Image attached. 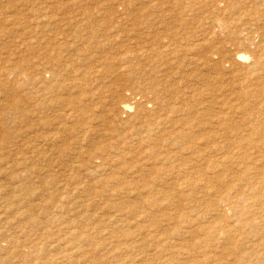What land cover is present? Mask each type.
Instances as JSON below:
<instances>
[{
    "label": "rangeland",
    "instance_id": "374dc122",
    "mask_svg": "<svg viewBox=\"0 0 264 264\" xmlns=\"http://www.w3.org/2000/svg\"><path fill=\"white\" fill-rule=\"evenodd\" d=\"M52 263L264 264V0H0V264Z\"/></svg>",
    "mask_w": 264,
    "mask_h": 264
},
{
    "label": "bare ground",
    "instance_id": "6f19581e",
    "mask_svg": "<svg viewBox=\"0 0 264 264\" xmlns=\"http://www.w3.org/2000/svg\"><path fill=\"white\" fill-rule=\"evenodd\" d=\"M133 6V5H132ZM240 54V53H239ZM240 57H246L245 55H243V54H240L239 55ZM137 89V88H136ZM125 112V111H124ZM173 152V151H172ZM206 159V158H205ZM228 197V196H227ZM248 227V226H247ZM204 239V238H203ZM248 247V246H247ZM53 264V263H52Z\"/></svg>",
    "mask_w": 264,
    "mask_h": 264
}]
</instances>
